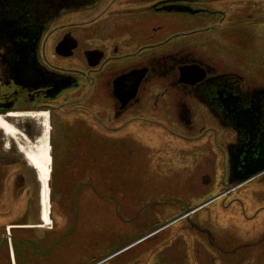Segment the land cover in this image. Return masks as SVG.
I'll list each match as a JSON object with an SVG mask.
<instances>
[{
  "label": "rangeland",
  "instance_id": "374dc122",
  "mask_svg": "<svg viewBox=\"0 0 264 264\" xmlns=\"http://www.w3.org/2000/svg\"><path fill=\"white\" fill-rule=\"evenodd\" d=\"M169 3L175 11L154 10ZM188 5L194 15L182 10ZM69 23H81L71 29L74 56H57L48 44L47 57L81 68V94L73 89L70 99L81 95L85 102L69 114L53 112L52 223L41 218L37 170L0 129V264H264V241L229 256L210 251L207 237L186 219L153 236L137 218L122 221L192 216L230 248L263 240L264 175L222 195L234 132L198 98L150 78L135 105L117 118L110 74L146 61L140 48L173 38L161 56L195 47L193 53L216 66L230 62L264 81V0H98L65 12L53 28ZM156 68L165 70V60L153 76ZM8 121L31 141L44 132L42 118ZM83 179L89 184L71 188Z\"/></svg>",
  "mask_w": 264,
  "mask_h": 264
},
{
  "label": "flooded vegetation",
  "instance_id": "af4514ba",
  "mask_svg": "<svg viewBox=\"0 0 264 264\" xmlns=\"http://www.w3.org/2000/svg\"><path fill=\"white\" fill-rule=\"evenodd\" d=\"M97 2L98 0H0L1 116L8 120L13 118L9 116L11 113L46 111L50 123V120L54 122L53 112L68 114L70 111L81 110L84 99L81 101V95L77 99H70V91L76 89L81 92V74L84 73L81 68H64L53 64L47 57V48L50 44V49L54 48L57 56L73 57L78 43L73 37L74 30L71 29L81 27V23L63 24L55 29L53 23L65 12L81 10ZM169 5L171 4L162 7L155 5L154 10L175 11V7L169 9ZM182 10L189 15H194L196 11L189 5ZM58 33L62 38L52 40ZM173 41L171 38L140 48L137 53L141 54L140 56L148 53V58L130 70L110 69V74L114 75L111 81L114 96L116 88L128 94L138 86L125 109H121L122 104L116 97L114 115L119 118L135 105L134 102L139 99L149 82L148 78L181 89L191 99L198 98L214 117L220 118L222 124L235 134L226 145L228 166L223 182L225 194L231 193L250 181H243L249 170L264 163V81L255 77V73L251 71L246 72L230 65V62L216 66L198 53H193L195 47H191V52L178 50L161 56V50ZM101 55L105 57L103 52ZM161 60H165V70L156 68L158 72L153 76L151 72ZM90 71L98 72L99 69L91 67ZM135 73L140 75L136 76ZM69 106L71 110L66 111L65 108ZM182 111L184 114L188 113L186 108H182ZM245 126H251L253 130L249 131ZM261 175H264V171L255 177ZM260 213H264V208L260 209ZM191 217L170 219L168 215L152 214L129 216L122 221L131 223L137 218L144 225L148 224L144 227L145 231L150 233L149 236H153L155 233L162 234L172 224L186 219L193 230L207 237L210 251H220L229 256H234L236 249H250L264 241L259 239L230 248L219 242L207 225H201L191 220ZM193 264H196L194 260Z\"/></svg>",
  "mask_w": 264,
  "mask_h": 264
},
{
  "label": "bare ground",
  "instance_id": "6f19581e",
  "mask_svg": "<svg viewBox=\"0 0 264 264\" xmlns=\"http://www.w3.org/2000/svg\"><path fill=\"white\" fill-rule=\"evenodd\" d=\"M9 116L18 118L22 116L42 118V126L44 132L35 141H31L25 134L21 133L20 130L10 121L0 115V129L6 136H9L18 142L19 150L24 154L26 160L37 170L39 174V180L42 184L41 190V217L45 225H50L51 220V186L50 178L52 179L53 166V154H52V143L50 142V123L49 114L46 111L31 112L25 114L11 113ZM19 135L23 137L24 142L19 140ZM53 168V169H52Z\"/></svg>",
  "mask_w": 264,
  "mask_h": 264
},
{
  "label": "water",
  "instance_id": "95a60500",
  "mask_svg": "<svg viewBox=\"0 0 264 264\" xmlns=\"http://www.w3.org/2000/svg\"><path fill=\"white\" fill-rule=\"evenodd\" d=\"M140 82V78L138 79V83ZM138 86H135V88L133 89L132 92L125 94L124 91L120 88H116L115 90V96L117 97V99L120 101V103L122 104V108L121 109H125L127 103L129 102L130 99H133V96L135 95L136 91H137ZM132 93V96H131ZM249 131H252L253 128L251 126H245ZM250 167V166H249ZM264 171V163L261 164L259 167H256L253 170H249L246 175L243 178V181L246 180H250L252 179L254 176H256L257 174L261 173Z\"/></svg>",
  "mask_w": 264,
  "mask_h": 264
},
{
  "label": "crops",
  "instance_id": "0c3cea01",
  "mask_svg": "<svg viewBox=\"0 0 264 264\" xmlns=\"http://www.w3.org/2000/svg\"><path fill=\"white\" fill-rule=\"evenodd\" d=\"M83 102H85V99H84V101ZM69 114V113H68ZM92 165V164H91ZM90 165H88V167H89ZM83 174H85V172H83L82 173V175ZM87 179H83L82 181H81V183L80 184H78V186H74V187H71V188H77V187H79L80 185L82 186L83 184L84 185H87V184H89V182L88 181H86ZM25 227H28V226H25ZM11 248V247H10ZM16 264V263H15Z\"/></svg>",
  "mask_w": 264,
  "mask_h": 264
},
{
  "label": "trees",
  "instance_id": "16d2710c",
  "mask_svg": "<svg viewBox=\"0 0 264 264\" xmlns=\"http://www.w3.org/2000/svg\"><path fill=\"white\" fill-rule=\"evenodd\" d=\"M54 158V155H53ZM55 170V169H54ZM54 172V171H53ZM80 184V183H79ZM52 202L54 203V194L52 193Z\"/></svg>",
  "mask_w": 264,
  "mask_h": 264
}]
</instances>
